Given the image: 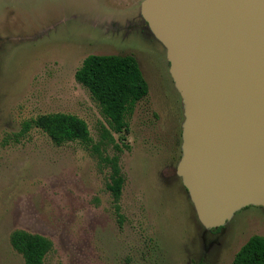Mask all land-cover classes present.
<instances>
[{
	"label": "rangeland",
	"instance_id": "1",
	"mask_svg": "<svg viewBox=\"0 0 264 264\" xmlns=\"http://www.w3.org/2000/svg\"><path fill=\"white\" fill-rule=\"evenodd\" d=\"M142 0H0V264H24L14 229L46 236L45 264H232L254 234L264 207L247 206L217 231L197 219L176 174L182 101L164 46L140 15ZM89 54L135 57L147 95L126 114L118 163L124 177L119 218L99 145L107 122L74 78ZM70 113L88 126V144H54L40 114ZM219 228V227H218Z\"/></svg>",
	"mask_w": 264,
	"mask_h": 264
},
{
	"label": "water",
	"instance_id": "2",
	"mask_svg": "<svg viewBox=\"0 0 264 264\" xmlns=\"http://www.w3.org/2000/svg\"><path fill=\"white\" fill-rule=\"evenodd\" d=\"M182 101L176 174L200 224L264 207V0H142Z\"/></svg>",
	"mask_w": 264,
	"mask_h": 264
},
{
	"label": "trees",
	"instance_id": "3",
	"mask_svg": "<svg viewBox=\"0 0 264 264\" xmlns=\"http://www.w3.org/2000/svg\"><path fill=\"white\" fill-rule=\"evenodd\" d=\"M74 78L87 88L107 122V127L101 126L99 145L103 150L111 144L117 151L112 155L102 154L98 145L94 147L100 160L109 168L106 187L111 193L115 212L122 218L118 204L124 183L118 163V151L121 149L112 132L123 139V133L127 131L126 114L147 95V82L135 57L128 54H89L75 70ZM33 126L45 132L56 145L69 141L88 144L91 141L87 123L74 114H40L25 121L20 133H25ZM9 240L12 248L22 256L24 264H45V256L52 249L49 238L24 229H14ZM232 264H264V235H251L235 253Z\"/></svg>",
	"mask_w": 264,
	"mask_h": 264
},
{
	"label": "flooded vegetation",
	"instance_id": "4",
	"mask_svg": "<svg viewBox=\"0 0 264 264\" xmlns=\"http://www.w3.org/2000/svg\"><path fill=\"white\" fill-rule=\"evenodd\" d=\"M143 22H144V20H143ZM144 24L146 25V23H145V22H144ZM180 153H181V152H180ZM179 179H180V178H179ZM221 228H222V227H221ZM221 228H220V229H221ZM211 230H212V229H210V231H211Z\"/></svg>",
	"mask_w": 264,
	"mask_h": 264
}]
</instances>
